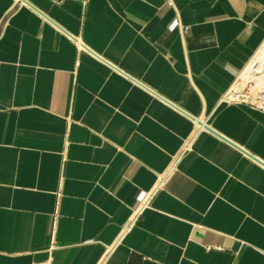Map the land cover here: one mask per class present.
<instances>
[{"label":"crops","instance_id":"crops-1","mask_svg":"<svg viewBox=\"0 0 264 264\" xmlns=\"http://www.w3.org/2000/svg\"><path fill=\"white\" fill-rule=\"evenodd\" d=\"M263 40L264 0H0V264H264Z\"/></svg>","mask_w":264,"mask_h":264},{"label":"rangeland","instance_id":"rangeland-1","mask_svg":"<svg viewBox=\"0 0 264 264\" xmlns=\"http://www.w3.org/2000/svg\"><path fill=\"white\" fill-rule=\"evenodd\" d=\"M264 41V40H263ZM262 44V43H261ZM259 47H260V45H259ZM262 47V46H261ZM261 47L260 48H258L257 50H256V52L253 54V56H252V60L253 59H255V56L260 52V49H261ZM261 55H264V51L262 52V53H260V54H258L257 55V58H260V56ZM257 62V60H255L254 61V63H256ZM258 63H256V66L257 67H253V69H256V68H258V71H256V72H249V74H246V79L247 80H249L250 81V83L252 84V87H253V90L255 91L254 93H255V95H256V102L255 103H259L260 104V101H261V103H263L264 104V98L262 99L261 98V95L262 94H264V85H262V86H260L261 84H263L264 83V59L262 60V63L260 64V67H258V65H257ZM253 65V64H252ZM247 68V67H246ZM245 68V69H246ZM252 75H253V77L254 76H256L257 78H252ZM260 75V76H259ZM263 75V76H262ZM258 77H260L261 78V81H262V79H263V81H262V83L261 84H259V81L258 80H256V79H258ZM257 83V84H256ZM256 84V85H255ZM259 84V85H258ZM261 89H260V88ZM259 88V89H258ZM264 96V95H263ZM262 96V97H263ZM261 98V99H260ZM263 100V101H262Z\"/></svg>","mask_w":264,"mask_h":264},{"label":"bare ground","instance_id":"bare-ground-1","mask_svg":"<svg viewBox=\"0 0 264 264\" xmlns=\"http://www.w3.org/2000/svg\"><path fill=\"white\" fill-rule=\"evenodd\" d=\"M261 46H262V47H261L260 52H259L258 54H260V53H262V52L264 51V42L262 43ZM258 54H257V55H258ZM257 55L255 56V59H253L252 62L248 65V67H247V69H246V70H248V71H247V74H249V72H256V71H258V68L253 69V67H257V66H256V63H258L257 65H258V67H260V64L262 63V60L264 59V55H261L260 58H257ZM255 60H257L256 63H254ZM252 64H253V65H252ZM259 76H260V75H259ZM262 76H263V75H262ZM263 77H264V76H263ZM252 78L255 79V78H257V77H256V76L253 77V75H252ZM256 80L259 81V84H261L262 81H263V79H262V81H261V78H260V77H258V79H256ZM256 84H257V83H256ZM256 84H255V85H256ZM259 84H258V85H259ZM262 85H264V83L261 84L260 86H262ZM262 87H263V86H262ZM259 88H260V87H259ZM259 88H258V89H259ZM260 89H261V88H260ZM263 95H264V94L261 95V98H262V99L264 98ZM262 96H263V97H262ZM261 98H260V99H261ZM262 101H263V100H262ZM260 103H261V101H260ZM259 106H260V105H259Z\"/></svg>","mask_w":264,"mask_h":264},{"label":"built area","instance_id":"built-area-1","mask_svg":"<svg viewBox=\"0 0 264 264\" xmlns=\"http://www.w3.org/2000/svg\"><path fill=\"white\" fill-rule=\"evenodd\" d=\"M260 107L262 108V109H264V104L263 103H260ZM196 120V119H195ZM36 264H47V263H36Z\"/></svg>","mask_w":264,"mask_h":264}]
</instances>
